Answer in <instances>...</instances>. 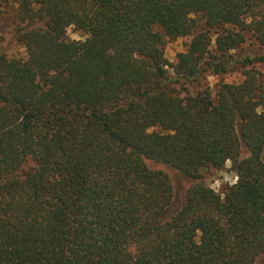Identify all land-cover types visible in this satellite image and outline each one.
Returning a JSON list of instances; mask_svg holds the SVG:
<instances>
[{"label": "trees", "instance_id": "trees-1", "mask_svg": "<svg viewBox=\"0 0 264 264\" xmlns=\"http://www.w3.org/2000/svg\"><path fill=\"white\" fill-rule=\"evenodd\" d=\"M263 49L264 0H0V264H257Z\"/></svg>", "mask_w": 264, "mask_h": 264}, {"label": "rangeland", "instance_id": "rangeland-1", "mask_svg": "<svg viewBox=\"0 0 264 264\" xmlns=\"http://www.w3.org/2000/svg\"><path fill=\"white\" fill-rule=\"evenodd\" d=\"M66 35L70 40L82 39L80 36V33L74 30L73 28H69L66 32ZM4 36L8 40L7 45L5 46V50L9 54H12V53L16 54L18 52H21V54H23L22 50L18 46L10 42V38L6 34V31L4 33ZM251 44H253L252 41L247 40L244 44V48L249 47ZM185 46H186V41L182 39L175 40V41H166L164 45V56L168 64H172L174 62L176 54L184 51ZM255 69H257V71H259L263 75V78H264V62L256 64ZM221 79L225 83H239L242 81V76L238 73H233V74L225 75ZM218 81H219V78L209 76L205 83L209 86L211 94L213 96L216 93V83ZM147 166L151 170L161 171L169 177L173 185V188H174L175 205H178L183 199L185 190L192 184V180L181 175L178 171L171 169L169 167H166L165 165H162V164H156V163L148 161ZM229 168H230V163H227L221 171L214 172L212 170H209L203 173L205 183L215 193L221 196H223L224 192L227 190L228 187L234 184L232 181L235 180V175L232 172H230ZM257 264H264V256L257 261Z\"/></svg>", "mask_w": 264, "mask_h": 264}, {"label": "clouds", "instance_id": "clouds-1", "mask_svg": "<svg viewBox=\"0 0 264 264\" xmlns=\"http://www.w3.org/2000/svg\"><path fill=\"white\" fill-rule=\"evenodd\" d=\"M261 111V109H257V112H260ZM233 183H235L236 181L235 180H233L232 181Z\"/></svg>", "mask_w": 264, "mask_h": 264}, {"label": "built area", "instance_id": "built-area-1", "mask_svg": "<svg viewBox=\"0 0 264 264\" xmlns=\"http://www.w3.org/2000/svg\"><path fill=\"white\" fill-rule=\"evenodd\" d=\"M235 181H236V178H235Z\"/></svg>", "mask_w": 264, "mask_h": 264}]
</instances>
